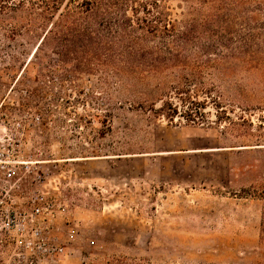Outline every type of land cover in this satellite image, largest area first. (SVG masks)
Here are the masks:
<instances>
[{
	"label": "rangeland",
	"instance_id": "374dc122",
	"mask_svg": "<svg viewBox=\"0 0 264 264\" xmlns=\"http://www.w3.org/2000/svg\"><path fill=\"white\" fill-rule=\"evenodd\" d=\"M67 1L0 0V143L29 162L9 195L50 204L59 248L0 220V264H264V0H168L196 55L124 74L55 53Z\"/></svg>",
	"mask_w": 264,
	"mask_h": 264
},
{
	"label": "trees",
	"instance_id": "16d2710c",
	"mask_svg": "<svg viewBox=\"0 0 264 264\" xmlns=\"http://www.w3.org/2000/svg\"><path fill=\"white\" fill-rule=\"evenodd\" d=\"M62 1L38 0L37 6L46 18ZM167 1L68 0L48 40L62 61H76L74 70L83 72H93L95 61L118 74L182 65L196 55L191 44L196 25L178 26Z\"/></svg>",
	"mask_w": 264,
	"mask_h": 264
},
{
	"label": "built area",
	"instance_id": "2783aa9c",
	"mask_svg": "<svg viewBox=\"0 0 264 264\" xmlns=\"http://www.w3.org/2000/svg\"><path fill=\"white\" fill-rule=\"evenodd\" d=\"M10 144L11 142L8 145L0 143V179L4 183L1 191L3 196L0 197L2 227L7 232H14L17 244L33 253L55 252L59 248L50 247L45 241L46 233H49L45 221L52 214L50 204L44 203V200L34 199L29 210H25L11 200L9 191L21 179L20 168L23 166L28 168L29 162L22 159L14 148H10Z\"/></svg>",
	"mask_w": 264,
	"mask_h": 264
}]
</instances>
